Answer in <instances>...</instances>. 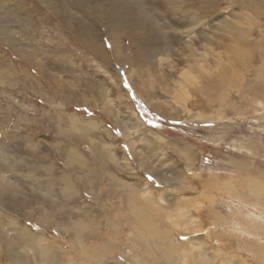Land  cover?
Returning <instances> with one entry per match:
<instances>
[{
    "label": "rangeland",
    "instance_id": "374dc122",
    "mask_svg": "<svg viewBox=\"0 0 264 264\" xmlns=\"http://www.w3.org/2000/svg\"><path fill=\"white\" fill-rule=\"evenodd\" d=\"M263 5L0 0V264H264Z\"/></svg>",
    "mask_w": 264,
    "mask_h": 264
},
{
    "label": "bare ground",
    "instance_id": "6f19581e",
    "mask_svg": "<svg viewBox=\"0 0 264 264\" xmlns=\"http://www.w3.org/2000/svg\"><path fill=\"white\" fill-rule=\"evenodd\" d=\"M249 1H251V0H249ZM256 1V0H255ZM263 1V3H264V0H262ZM179 2V1H178ZM248 2V1H247ZM179 5H181L180 4V2H179ZM248 5V4H247ZM246 5V6H247ZM264 6V5H263ZM102 7V6H101ZM262 12H263V15H264V9L262 8ZM194 14H195V11L193 12ZM199 13V12H198ZM247 15H249V13H246ZM257 21H255V19L253 18V17H251L250 15L247 17V21L245 22V24H247V25H253V24H255ZM219 23V22H218ZM230 23H232V22H230ZM208 23H207V21H206V16H204V15H201V14H197L196 16L194 15L193 16V19L192 20H190V22H188V28L189 29H187V31H186V33H192L194 30H195V28H197L198 29V26H206ZM240 26V25H239ZM246 26V25H245ZM249 26V27H250ZM244 27V26H243ZM240 28V27H235L234 25H230L228 22H227V20H222V21H220V23L219 24H216V26L213 28V31H211V34L212 35H215V32L217 31V30H221V31H223V32H226V31H229V32H226V33H228V34H230V32H232V31H235V28H239L240 30H243L244 28ZM201 29V28H200ZM229 29H231V30H229ZM233 29V30H232ZM202 30V29H201ZM182 31V30H181ZM180 31V32H181ZM247 31V30H246ZM230 35H233V34H230ZM207 45V44H206ZM212 44L210 43V41H209V43H208V46H211ZM196 64V66L194 67V68H191L192 66L190 65V63H188V65H187V67L188 68H186L185 70H183V72L180 74V80L179 81H177V84H176V86L174 87V94L172 95V98L171 99H173V101H174V103H177V105L178 104H180L182 107H183V110H188L187 109V106H186V103H187V101H189V99H190V95H189V93H190V86L191 85H194L195 83H198V81L197 80H199L200 78H202L204 75H208V74H210L209 72H208V70H207V68L204 66V64L203 63H200V62H198V63H195ZM118 68V67H117ZM194 81V82H193ZM125 84L126 85H128L126 82H125ZM134 113V112H133ZM135 114V113H134ZM161 139H163L162 137H161ZM249 146L252 148L254 145L253 144H249ZM185 151V152H184ZM78 152V151H77ZM180 152H183L184 153V155L186 156V160H188V159H190L191 158V156H190V154H191V149L190 148H188V147H185V148H183V149H181V151ZM79 153V152H78ZM81 155V154H80ZM75 158H78L80 161H81V158L79 157V156H77V157H75ZM78 161V160H77ZM85 161V160H84ZM74 162H76V161H74ZM85 164V163H84ZM81 165H83V163L81 164ZM191 165V164H190ZM248 168V167H247ZM249 168H250V166H249ZM247 171V170H246ZM248 172V171H247ZM245 174V173H244ZM248 174V173H247ZM246 175V174H245ZM211 178V177H210ZM232 178H233V176H232ZM235 178V177H234ZM236 178H238V177H236ZM239 178H241V177H239ZM238 178V179H239ZM229 180V179H228ZM218 181H220V180H218ZM231 181V180H230ZM243 181H244V183H245V188L247 189V191L251 194V195H253V196H255L256 198H258V199H260V198H264V183L259 179H255V178H253L251 175H249V176H246V178L244 179L243 178ZM226 182H227V180H226ZM229 182V181H228ZM232 183V182H231ZM230 182H229V184H231ZM229 184H226L227 186L229 185ZM224 185V184H223ZM218 186H219V184H218ZM231 186V185H230ZM207 187V186H206ZM229 187V186H228ZM234 188V187H233ZM236 188V187H235ZM224 190H226V189H224ZM128 192V191H127ZM149 193V192H148ZM128 195V197H129V201H130V203L132 202L131 201V198H130V194L128 193L127 194ZM143 195V194H142ZM136 196V195H135ZM144 197L146 196V195H143ZM149 196V195H148ZM148 198V197H147ZM253 202H254V199H253ZM263 203V202H262ZM249 204V203H248ZM261 204V203H260ZM136 205V204H135ZM256 205H258V203H255L254 204V206H256ZM140 211H141V209H139ZM140 211H138V212H140ZM259 211H261L260 210V208H259ZM133 212H136V213H138L137 212V209H135V210H133ZM247 212V211H246ZM262 212V211H261ZM248 213L251 215V212H249L248 211ZM144 214V213H143ZM248 214V215H249ZM136 215V214H135ZM246 215V214H245ZM256 215V214H255ZM136 217V216H135ZM142 217V216H141ZM145 218H147V216L145 217ZM251 220H253V218L250 216L249 217ZM260 218V217H259ZM262 218V217H261ZM152 219V218H151ZM140 220H141V218H140ZM144 220V219H143ZM142 220V221H143ZM242 221H243V219H241ZM240 220V221H241ZM264 220V219H263ZM137 221H139V220H137ZM148 221V220H147ZM151 221V220H150ZM241 221V222H242ZM247 222V221H246ZM148 223V222H147ZM143 224V226H144V223H142ZM150 224H152V223H150ZM140 225V224H139ZM154 225V224H153ZM241 225V224H240ZM254 227H256V226H254ZM257 227H258V225H257ZM24 228V227H23ZM138 228V227H137ZM250 228H251V226H250ZM253 228V227H252ZM261 228V227H260ZM263 228V227H262ZM246 230V229H245ZM80 231V230H79ZM138 231V230H137ZM152 232L154 231V230H151ZM251 231V230H250ZM150 231H148V233H149ZM29 231L26 229V228H24L23 229V231H22V233H21V238L22 239H24V240H26V241H28L29 240V238H30V236H29ZM139 233V232H138ZM141 233V232H140ZM139 233V234H140ZM157 233H158V231H157ZM156 233V234H157ZM154 235H155V233H154ZM144 236V235H143ZM146 236V235H145ZM148 236V235H147ZM258 236V235H257ZM150 237H153V236H150ZM254 237V236H253ZM260 237V236H259ZM30 241V240H29ZM147 241V240H146ZM259 241V240H258ZM260 242V241H259ZM171 246V245H170ZM172 248V247H171ZM173 248H175V247H173ZM167 251H168V255H170V251H169V249L168 248H165ZM190 249H191V247H190ZM258 251V250H257ZM187 254V253H186ZM188 255V254H187ZM168 257V259L169 258H171L170 256H167ZM187 258V257H186ZM185 259V258H184ZM190 259V258H189ZM202 259V258H201ZM191 260V259H190ZM215 260V259H214ZM171 261V260H170ZM186 260H184V262H185ZM195 261H196V259L194 260V263H195ZM205 261H207V259L205 260L204 259V262L203 263H205ZM193 263V264H194ZM202 263V264H203ZM183 264V263H182ZM196 264V263H195ZM206 264H209V263H207L206 262ZM219 264V263H218ZM221 264V263H220ZM228 264H233V262H229Z\"/></svg>",
    "mask_w": 264,
    "mask_h": 264
},
{
    "label": "snow or ice",
    "instance_id": "6c2138e0",
    "mask_svg": "<svg viewBox=\"0 0 264 264\" xmlns=\"http://www.w3.org/2000/svg\"><path fill=\"white\" fill-rule=\"evenodd\" d=\"M149 179H152L151 177H149ZM186 238V237H185Z\"/></svg>",
    "mask_w": 264,
    "mask_h": 264
}]
</instances>
